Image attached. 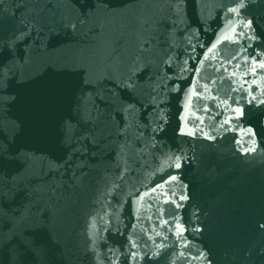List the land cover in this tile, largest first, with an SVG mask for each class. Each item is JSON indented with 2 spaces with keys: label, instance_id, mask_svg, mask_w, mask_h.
Instances as JSON below:
<instances>
[{
  "label": "water",
  "instance_id": "1",
  "mask_svg": "<svg viewBox=\"0 0 264 264\" xmlns=\"http://www.w3.org/2000/svg\"><path fill=\"white\" fill-rule=\"evenodd\" d=\"M240 2L0 0V264H264Z\"/></svg>",
  "mask_w": 264,
  "mask_h": 264
},
{
  "label": "snow or ice",
  "instance_id": "2",
  "mask_svg": "<svg viewBox=\"0 0 264 264\" xmlns=\"http://www.w3.org/2000/svg\"><path fill=\"white\" fill-rule=\"evenodd\" d=\"M245 6H246L245 3L243 2V0H241V2L238 4V8L237 9H232V11H237L239 8H244ZM234 111L237 113L238 116L242 115V112H241V110L239 108L235 109ZM176 166H177V168L180 167L179 164H177ZM172 179H175V177H172Z\"/></svg>",
  "mask_w": 264,
  "mask_h": 264
}]
</instances>
